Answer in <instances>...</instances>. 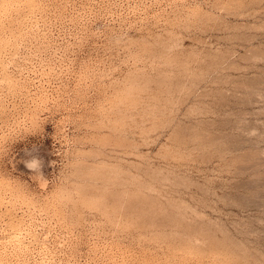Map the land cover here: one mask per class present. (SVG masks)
<instances>
[{
  "label": "rangeland",
  "instance_id": "1",
  "mask_svg": "<svg viewBox=\"0 0 264 264\" xmlns=\"http://www.w3.org/2000/svg\"><path fill=\"white\" fill-rule=\"evenodd\" d=\"M0 264H264V0H0Z\"/></svg>",
  "mask_w": 264,
  "mask_h": 264
}]
</instances>
